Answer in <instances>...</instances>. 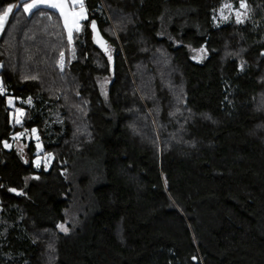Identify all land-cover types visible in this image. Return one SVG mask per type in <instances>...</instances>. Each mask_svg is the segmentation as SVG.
I'll return each instance as SVG.
<instances>
[{"label":"trees","instance_id":"16d2710c","mask_svg":"<svg viewBox=\"0 0 264 264\" xmlns=\"http://www.w3.org/2000/svg\"><path fill=\"white\" fill-rule=\"evenodd\" d=\"M84 2L89 19L69 45L58 12L29 14L24 0H0V15L16 6L0 33V83L33 102L12 127L0 95V142L36 129L54 155L46 169L33 163L34 143L28 163L0 149V264H46L36 239L44 231L57 232V264H264V0H245L250 17L222 26L213 15L239 0ZM92 19L113 61L96 46ZM202 47L206 58L194 60ZM72 48L76 58L62 74L59 55ZM106 76L105 95L98 78ZM133 81L147 86L144 100L162 126L182 86L188 122L164 128L181 140L161 155L132 131L134 108L148 117ZM76 179L93 208L66 237L58 225Z\"/></svg>","mask_w":264,"mask_h":264},{"label":"rangeland","instance_id":"374dc122","mask_svg":"<svg viewBox=\"0 0 264 264\" xmlns=\"http://www.w3.org/2000/svg\"><path fill=\"white\" fill-rule=\"evenodd\" d=\"M26 3H31V0H24L23 6ZM246 5H247V3H246ZM39 8H47V9H51V10L58 12L55 9L48 8V7H45L43 5H41L40 7L36 8V9H39ZM15 9H16V6L13 7V12L15 11ZM36 9H33L30 13H32ZM23 10H24V7H23ZM13 12L7 17L3 28L0 29V33L3 34V32L5 30L4 28H6V25L8 24V21L11 19ZM241 12L246 13V15H242V17H241L243 20V23H244L250 17V10H249L248 5H247V8L242 9ZM224 14L228 16V19H226V20L220 19V14H219V12L217 13V15H216L217 19L215 21H216V24L218 26L225 25L231 21L236 22V17H235L234 13L229 14L228 10L226 9ZM239 24H242V23H239ZM117 28H118L117 24H113L112 30L110 31L111 32L110 34H113V36L114 35L118 36L119 31ZM73 50L74 49L72 48V49H69L67 51H62L61 53L64 54L63 59H61V53H60L58 63H57V69L59 70L60 73H62V74L65 73V70H66V67L68 66V64L76 58V52H75V50L73 52ZM109 52H110L111 57L113 58V55H114L113 49H109ZM108 54L109 53H107V55ZM192 54H193V59L196 61H202L207 56L206 51L201 53L198 50H196V51H193ZM134 80H136V78H134ZM111 83H112V77H110V76L98 78V84H99L100 90L104 94L105 93L107 94V92L111 86ZM132 83H133V87H134L133 89L141 95V98L143 99V103L146 106V110H147V114H148V117H144V119H143V117H141L142 119H139L140 117L138 116V111H137L139 109L138 108H134L137 110L133 109L134 110L132 113L133 118H131L132 131L141 140V143L143 145L151 147L152 149H154L156 151L157 154L161 155L169 145L171 146L174 143H179L181 140V137H180L181 133L176 135V136H173L172 133H169L164 128L172 126L174 123L173 121H175V123L176 122L178 123L179 129L182 130V128L185 127V123L188 122V117H187L186 113L182 110V108H183V106H182V86L179 84H177V86H174L175 88H174V90H172L173 91V99H174L172 107H171V111L173 112L171 114L172 119H171L169 125L166 124V125L162 126L157 121V119H155V116H157L156 113L152 110V108L150 109V107H148V104L144 100V92H149L147 89V86L140 87L138 85V82H135V81H133ZM165 84L167 85L168 81ZM167 86L169 88V85H167ZM262 100L264 102V95L262 96ZM16 102H22V101L20 99H18V100H16ZM70 103L72 104V106H75L73 101H71ZM32 104H33V102L31 100V104H29V103H27V101H25L23 105L30 107V106H32ZM17 108H19V107H15L14 112L16 111ZM76 110H78V108H76ZM22 112L24 115H26L25 109L22 110ZM17 118L21 121L22 117L20 118V116L17 115ZM20 123H17V124H20ZM78 126H80V125H78ZM180 132L183 133V131H180ZM167 133H169L170 135L166 136ZM81 135H82V133L79 134V136H81ZM37 137L39 139H37ZM26 139H27V137H26ZM30 141L36 142L39 145L41 144L40 137L37 134V132H35L31 135ZM20 146H21L22 152L25 154L27 151L28 145L24 144L23 141H21ZM38 159L41 161L40 167H38V168H41V167L45 168V164H47L46 169H48L54 162V155L51 154V156L49 157V154H45L43 149L41 148V145H40V150L38 153ZM90 164H92V163H90V161H89L87 163V170H88L87 174H88V176H90V172L93 173L94 171H96L95 166L93 164H92V166H90ZM77 180L78 179H76V185H77ZM78 185L76 186V191L74 193L73 199L71 200L70 205L65 212V215H66L65 222L61 224L65 228H67L68 231L65 233L64 231H62L58 227V232L65 235L66 237H71L73 235H76L79 230L83 229L86 226V224L90 218V211L93 208L91 196L87 195L85 197L82 194V192L80 191V188H78ZM56 237H57V232H53V231H44V232H41L40 234H38L36 236V239L42 243L43 248L45 250L42 259L46 264H57V261H56Z\"/></svg>","mask_w":264,"mask_h":264},{"label":"snow or ice","instance_id":"6c2138e0","mask_svg":"<svg viewBox=\"0 0 264 264\" xmlns=\"http://www.w3.org/2000/svg\"><path fill=\"white\" fill-rule=\"evenodd\" d=\"M41 5L55 9L59 12L60 17L63 20V27L67 32V40L69 45L73 44L74 40V33H80L83 30L84 25L82 24L83 21H87L89 19L88 17V10L86 8L84 0H31V3L24 4V12L30 13L33 9H36L40 7ZM13 5L9 4L8 7L3 11V14L0 15V29L3 28L7 17L10 13L13 12ZM247 5L245 0H239V8H234L233 4L230 2L222 3L218 12L220 14V19H228V16L225 15V10L227 9L229 14L234 13L236 17V23H243L242 15H246V13H242V9H246ZM51 18V17H50ZM217 16L213 15V20H216ZM90 28L91 32L93 34V40L94 42L99 45L100 48H102L105 53L108 54L109 61L112 60V57L109 52V48L106 46V41L103 40V38L100 36V33L97 29V24L95 19H92L90 21ZM196 51V50H194ZM199 52L203 53L205 52V49L202 47L198 50ZM74 52V50H73ZM64 54L61 53V59H63ZM195 58V57H194ZM243 69V62H241V70ZM3 92V86L2 83H0V93ZM106 95V93H105ZM27 103L31 104V98H28ZM9 104H12V100H9ZM16 112L20 115H23V112L21 109L17 108ZM21 121L17 118L16 123H20ZM32 132L35 133L36 129H32ZM19 135L17 134L16 137H13L14 139L18 138ZM37 139H39L37 137ZM5 147H9L8 143L4 142ZM37 148H40V145L37 144ZM51 154H49V157ZM36 167H40L41 161L37 159L35 161ZM45 168H47V164H45ZM9 191L16 192V189H9ZM22 194V193H18ZM58 227L64 231L65 233L68 231L67 228H65L63 225H58ZM196 257H193V260H195Z\"/></svg>","mask_w":264,"mask_h":264},{"label":"crops","instance_id":"0c3cea01","mask_svg":"<svg viewBox=\"0 0 264 264\" xmlns=\"http://www.w3.org/2000/svg\"><path fill=\"white\" fill-rule=\"evenodd\" d=\"M9 100L10 99H6V101L4 103L5 111H7L6 112V115H7V118H8L9 125L12 126V127H14V126H18V125L23 124L25 115L24 114L23 115H19V113H17L16 111L14 112V109H15V107H19V109L24 110L21 105H23L24 102L27 101L28 99L25 100V101L22 100V99H20L22 102L12 101V104H9ZM17 115L20 116V118L22 117L20 124H17L16 123ZM17 134H22V135H19L18 138L14 139L13 137H16ZM32 134H33L32 131L31 132L21 131V132H18V133H12L10 140H4L3 142H0V149L2 148V149H5V150H8V151L15 150V151H17L19 153V155L21 156V158L23 159V161L25 163H28L29 162L28 148H29V145L31 143H34L35 146H36V154H35V159H34L33 163H34V165L36 167L35 161L38 159V153H39L40 148L39 149L37 148V143L36 142H31L30 141V138H31V135ZM26 137H27V139H26ZM5 141L8 143L9 147H5L4 146V142ZM21 141H23L24 144H27L28 145L27 151H26L25 154L21 150V146H20ZM40 145H41V148L43 149L42 144H40ZM43 151H44V149H43ZM44 153H45V151H44ZM45 154H48V153H45Z\"/></svg>","mask_w":264,"mask_h":264},{"label":"built area","instance_id":"2783aa9c","mask_svg":"<svg viewBox=\"0 0 264 264\" xmlns=\"http://www.w3.org/2000/svg\"><path fill=\"white\" fill-rule=\"evenodd\" d=\"M0 95L6 96L7 99H11L12 101L18 100L17 95L15 93H12V92L9 93L4 86H3V92L0 93ZM1 186H2V177L0 175V188H1Z\"/></svg>","mask_w":264,"mask_h":264},{"label":"water","instance_id":"95a60500","mask_svg":"<svg viewBox=\"0 0 264 264\" xmlns=\"http://www.w3.org/2000/svg\"><path fill=\"white\" fill-rule=\"evenodd\" d=\"M97 29H98V26H97ZM99 33H100V36L103 38L104 41H106V46L109 48V49H113V47L108 43V41L103 37L102 33L100 32V30L98 29ZM96 44V43H95ZM97 47H99V45L96 44ZM100 48V47H99ZM101 50H103L102 48H100ZM104 51V50H103ZM105 52V51H104ZM112 61H113V58H112Z\"/></svg>","mask_w":264,"mask_h":264}]
</instances>
